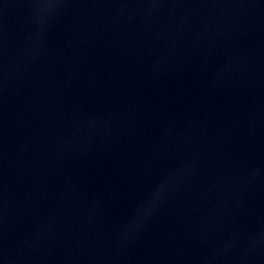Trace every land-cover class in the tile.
<instances>
[{
  "label": "water",
  "instance_id": "95a60500",
  "mask_svg": "<svg viewBox=\"0 0 264 264\" xmlns=\"http://www.w3.org/2000/svg\"><path fill=\"white\" fill-rule=\"evenodd\" d=\"M0 264H264V0H0Z\"/></svg>",
  "mask_w": 264,
  "mask_h": 264
}]
</instances>
